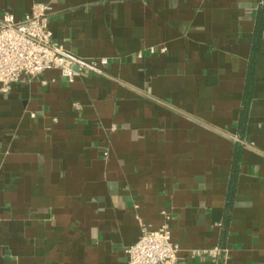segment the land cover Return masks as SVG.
<instances>
[{
	"label": "crops",
	"instance_id": "1",
	"mask_svg": "<svg viewBox=\"0 0 264 264\" xmlns=\"http://www.w3.org/2000/svg\"><path fill=\"white\" fill-rule=\"evenodd\" d=\"M37 4L66 50L110 62L0 95V264H128L166 221L175 264H264V0H0V17Z\"/></svg>",
	"mask_w": 264,
	"mask_h": 264
},
{
	"label": "built area",
	"instance_id": "2",
	"mask_svg": "<svg viewBox=\"0 0 264 264\" xmlns=\"http://www.w3.org/2000/svg\"><path fill=\"white\" fill-rule=\"evenodd\" d=\"M50 5L37 4L22 19L11 12L0 17V95L7 94L22 74L38 76L49 69H58L73 82L81 73L101 74L109 57L87 59L66 50L54 40L50 28ZM150 53L166 52V47H151ZM138 53V57H142ZM180 246L173 241L169 223L158 229L142 226L139 239L128 247V264H175ZM224 250L216 247L209 251L195 250L192 255L207 252L217 260Z\"/></svg>",
	"mask_w": 264,
	"mask_h": 264
}]
</instances>
